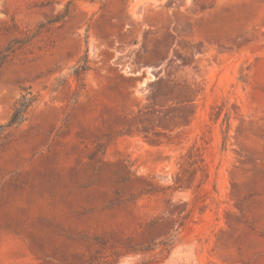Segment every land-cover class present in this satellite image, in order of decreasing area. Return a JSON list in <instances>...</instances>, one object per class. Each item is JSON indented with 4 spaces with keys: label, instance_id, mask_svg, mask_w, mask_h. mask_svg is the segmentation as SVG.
<instances>
[{
    "label": "rangeland",
    "instance_id": "1",
    "mask_svg": "<svg viewBox=\"0 0 264 264\" xmlns=\"http://www.w3.org/2000/svg\"><path fill=\"white\" fill-rule=\"evenodd\" d=\"M65 10L0 67V125L40 96L0 138V264H264V0H0V53Z\"/></svg>",
    "mask_w": 264,
    "mask_h": 264
},
{
    "label": "trees",
    "instance_id": "2",
    "mask_svg": "<svg viewBox=\"0 0 264 264\" xmlns=\"http://www.w3.org/2000/svg\"><path fill=\"white\" fill-rule=\"evenodd\" d=\"M68 11L65 10L63 15L57 18L48 20L44 24H39L33 31L22 30L15 27L17 34L20 36L19 39L12 40L5 50L0 53V67L6 62V60L12 56L16 51L29 46L31 41L38 37L42 33L49 31L51 26H57L65 22L67 19ZM90 71L89 61L87 53L71 68L70 77H72L78 88L83 86L84 75ZM40 96L30 88H22L18 99L15 101L12 108L11 114L8 120L0 125V138L6 136L11 131L18 128L27 118L30 110L39 103Z\"/></svg>",
    "mask_w": 264,
    "mask_h": 264
}]
</instances>
